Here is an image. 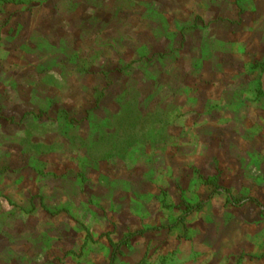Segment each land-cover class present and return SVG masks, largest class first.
Segmentation results:
<instances>
[{
  "label": "rangeland",
  "instance_id": "374dc122",
  "mask_svg": "<svg viewBox=\"0 0 264 264\" xmlns=\"http://www.w3.org/2000/svg\"><path fill=\"white\" fill-rule=\"evenodd\" d=\"M263 74L264 0H0V264H264Z\"/></svg>",
  "mask_w": 264,
  "mask_h": 264
},
{
  "label": "trees",
  "instance_id": "16d2710c",
  "mask_svg": "<svg viewBox=\"0 0 264 264\" xmlns=\"http://www.w3.org/2000/svg\"><path fill=\"white\" fill-rule=\"evenodd\" d=\"M136 62H137V61H133L132 64H133V63H136ZM144 233H145V231H139V232H137V233L131 235L129 238H131V237H133V236L141 235V234H144ZM125 243H127V242H126V241H122V242H120L119 245L116 246V248H117V247H120L121 245H123V244H125ZM111 264H112V263H111Z\"/></svg>",
  "mask_w": 264,
  "mask_h": 264
},
{
  "label": "water",
  "instance_id": "95a60500",
  "mask_svg": "<svg viewBox=\"0 0 264 264\" xmlns=\"http://www.w3.org/2000/svg\"><path fill=\"white\" fill-rule=\"evenodd\" d=\"M261 84H262V89H263V92H264V74H263L262 79H261Z\"/></svg>",
  "mask_w": 264,
  "mask_h": 264
}]
</instances>
